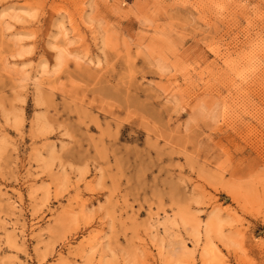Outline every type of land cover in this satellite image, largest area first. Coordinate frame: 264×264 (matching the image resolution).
<instances>
[{
	"label": "rangeland",
	"instance_id": "obj_1",
	"mask_svg": "<svg viewBox=\"0 0 264 264\" xmlns=\"http://www.w3.org/2000/svg\"><path fill=\"white\" fill-rule=\"evenodd\" d=\"M0 264H264V0H0Z\"/></svg>",
	"mask_w": 264,
	"mask_h": 264
}]
</instances>
